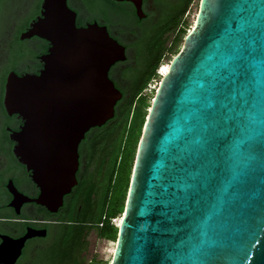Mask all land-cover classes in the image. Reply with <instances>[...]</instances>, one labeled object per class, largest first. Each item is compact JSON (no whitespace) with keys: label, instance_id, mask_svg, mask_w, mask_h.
<instances>
[{"label":"water","instance_id":"95a60500","mask_svg":"<svg viewBox=\"0 0 264 264\" xmlns=\"http://www.w3.org/2000/svg\"><path fill=\"white\" fill-rule=\"evenodd\" d=\"M110 1L132 3L138 19L146 17L143 0ZM244 2L260 6L256 42L264 50V0ZM213 4L214 0L200 1L194 28L156 91L110 264H139L137 248L145 235L143 229L156 223L150 210L153 185L165 162L163 149L174 134L180 109L188 98L187 88L197 72L209 67L204 63L208 55L231 34V29L224 32L226 20L212 19ZM76 18L68 0H43L40 16L21 40L37 37L50 44L47 54L40 58L44 68L39 74L20 75L12 71L6 78V113L23 120L21 129L10 136L15 143L13 153L40 190L37 198H29L10 183L8 189L19 204H12L17 215L23 204H35L52 215L64 207L65 197L78 185L81 141L92 129L115 118L117 103L122 98L109 78V71L116 63L127 60L125 46L110 36L106 27L96 23L78 28ZM216 229L224 233L217 238V245L230 249L218 264H264V159L255 185L247 194L233 196ZM46 236L47 230L33 228L20 238L0 235V264H17L29 240ZM162 259L147 257L152 264Z\"/></svg>","mask_w":264,"mask_h":264},{"label":"snow or ice","instance_id":"6c2138e0","mask_svg":"<svg viewBox=\"0 0 264 264\" xmlns=\"http://www.w3.org/2000/svg\"><path fill=\"white\" fill-rule=\"evenodd\" d=\"M258 5L214 0L212 19L226 20L218 44L187 88V100L153 185L156 223L143 229L139 264H218L229 247L216 224L236 194L255 185L264 159V50L256 42ZM215 217V219H214Z\"/></svg>","mask_w":264,"mask_h":264},{"label":"flooded vegetation","instance_id":"af4514ba","mask_svg":"<svg viewBox=\"0 0 264 264\" xmlns=\"http://www.w3.org/2000/svg\"><path fill=\"white\" fill-rule=\"evenodd\" d=\"M108 1L116 6L115 10H102V8L98 6L92 8L91 5L88 4L89 2L87 3L85 0H82L83 7L81 9L73 4V0H68V4L70 8L77 13L76 25L78 28H85L88 25L96 23L99 26L106 27L110 36L125 46L127 60L116 63L109 71V78L114 82L115 87L122 93V98L117 104H123L124 102L130 101L132 96V78L137 69L136 53L138 49L135 44L142 37L146 29H148L149 32L153 31L156 33V36H160L162 33L166 34L170 29L175 27L174 25L170 27L167 23H163V19L167 16L169 9L172 7L178 6L179 4L182 7L185 6L186 0H143L142 8L146 17L141 20L138 19L136 8L132 3ZM34 5L35 0H33V3L29 0L27 9L18 20L30 17ZM41 5L39 13L31 17L25 31L28 30L30 24L40 16ZM155 15H158L159 18L156 22L153 21ZM131 16L132 18H130ZM18 20L16 21L17 23ZM13 37L14 34L11 36L10 44ZM23 41L29 42L32 52L26 53V51H23L19 56L9 58V50V55L5 57L6 60L4 64L11 60L12 62L10 63H12V65L6 69L7 76L12 71L20 75L27 73L39 74L44 68V63L40 58L47 54L50 44L37 37ZM126 41H131L132 43L128 44ZM131 50H133L135 54L133 62L131 61ZM2 73L3 72L0 73V235L13 237L6 231L13 233H18V231H20L21 234L18 237H13L20 238L27 233L29 228L47 230V236L45 238H33L26 243L27 246L29 242L36 243L39 240L49 238L52 230H56L63 224L59 219L60 214L64 212L70 215L72 213L75 207L74 205H76V201L80 196L83 184L89 185L91 182L98 183L93 174H95V176L96 174L99 175V170H101L100 162L103 161L102 159L104 156V150L102 151V149H105L102 145V135H104V133L100 128H94L87 133L85 138L81 141L78 148L80 162L77 172L78 185L65 197L64 207L61 208L57 214L52 215L44 208L31 203L23 204L20 208V215H17L16 208L13 207L12 204H19L17 201L14 202L15 196L8 189L10 183H13L20 194L28 196L29 198H37L40 194V190L33 183L30 172L18 162L13 153L15 143L10 139V136L12 132L21 129L23 120L17 115L9 116L6 113L4 108L6 80L4 82V76L1 75ZM91 152L96 154L92 160H90ZM91 162L96 165L95 173H90L93 166ZM78 209H81L80 205ZM25 248L23 250V255Z\"/></svg>","mask_w":264,"mask_h":264},{"label":"trees","instance_id":"16d2710c","mask_svg":"<svg viewBox=\"0 0 264 264\" xmlns=\"http://www.w3.org/2000/svg\"><path fill=\"white\" fill-rule=\"evenodd\" d=\"M85 2H89L88 4L92 8L98 6L102 10L116 9V6L108 0H85ZM191 2L192 0H186L185 6L182 7L179 4L169 9L163 23L177 27ZM168 42L169 39L165 37V34L156 36V33L146 29L135 44L138 49L136 53L137 69L132 78L130 101L117 104L115 118L100 128L104 133L102 145L105 148L110 143L107 137L114 136L113 130L118 123H121L120 126L123 129L114 166L108 178L107 189L102 194L99 193L97 182H91L89 185L83 184L72 213L70 215L64 212L60 214L59 219L63 224L56 229V239L50 247L41 250L35 264H82L79 256L85 250V238L92 230L97 231L98 240L102 243L117 241L118 227L112 224V220L117 218L118 214H124L135 159L147 120L144 113L143 92L147 89L149 81L159 76L158 71L161 63L166 53L171 50L167 49ZM174 47H176L175 44ZM18 51L22 54L23 47L18 48ZM167 70L164 71V74L167 73ZM6 77L7 75L4 76V82ZM126 133H128L127 137ZM135 134L136 136H134ZM95 155L94 152H91L90 160ZM118 183L121 184L122 190L119 197L116 198ZM79 205L81 209H78ZM86 264L102 263L97 257H93Z\"/></svg>","mask_w":264,"mask_h":264},{"label":"rangeland","instance_id":"374dc122","mask_svg":"<svg viewBox=\"0 0 264 264\" xmlns=\"http://www.w3.org/2000/svg\"><path fill=\"white\" fill-rule=\"evenodd\" d=\"M201 0H192L187 8L180 24L177 27H173L170 29L169 32L165 34V37L169 39L167 49L169 52L166 53L161 66L159 74L164 76V71L167 70L170 66V63L173 59L178 55L181 51L185 38L189 34V32L193 29L196 17L199 11ZM33 3V0H31ZM43 0H35V5L33 11L30 13V17L26 19H19L22 16V13L25 12L27 9L29 0H0V73L3 72L1 75H6V69L12 65L11 60L4 64L5 57L9 55V58L19 56L18 48L23 47L26 53H31V48L29 42L22 41L21 36L24 33L26 27L28 26L31 17L37 15L39 13L40 5L42 4ZM38 4V6H37ZM73 4L76 5L77 8L83 7L82 0H73ZM158 15L153 17V21H158ZM18 20V23L16 22ZM171 25L170 27H172ZM169 27V28H170ZM14 34L13 40L11 44L9 43L11 40V36ZM128 44L132 43L131 41H126ZM10 44V48H9ZM174 44L176 47H174ZM172 47V48H171ZM131 61L133 62L134 59V52L133 50L130 51ZM4 66V67H3ZM3 68V69H2ZM168 71V70H167ZM158 76L155 79L149 81L147 85V89L143 92V97L145 98V106H144V113L145 116L148 118L149 112L151 110L154 98L156 96V91L162 81V76ZM121 123H118L117 127L113 130L114 136L108 138V145L104 150L103 161H101V169L99 170V175L93 174L96 181H98L99 185V193H102L107 189L108 186V178L111 174V170L113 168L115 155L117 153V149L119 146V142L121 139V133L123 131L122 127L120 126ZM126 137L128 133L125 134ZM136 136V134L134 135ZM141 140V139H140ZM96 165L93 164L90 173H95ZM121 184L118 183L116 188V198L119 197L121 194ZM127 198V197H126ZM124 214H118L117 218H123ZM5 232V231H4ZM11 234L13 237H18L21 232L13 233L10 231H6ZM56 230H52L51 236L47 239L39 240V242L33 243L29 242L25 248L24 255L19 259L17 264H35L38 260V256H40V252L42 249L50 247L55 239H56ZM116 246V242H100L97 237V231L92 230L89 234H87L85 238V250L80 254L79 260L82 264H86L87 261L92 259L93 257H97L102 264H110L113 257V252Z\"/></svg>","mask_w":264,"mask_h":264},{"label":"built area","instance_id":"2783aa9c","mask_svg":"<svg viewBox=\"0 0 264 264\" xmlns=\"http://www.w3.org/2000/svg\"><path fill=\"white\" fill-rule=\"evenodd\" d=\"M160 72V71H159ZM160 76H162V75H160ZM163 77V76H162ZM112 224L114 225V226H116V227H119V225H120V219H118V218H114L113 220H112Z\"/></svg>","mask_w":264,"mask_h":264},{"label":"bare ground","instance_id":"6f19581e","mask_svg":"<svg viewBox=\"0 0 264 264\" xmlns=\"http://www.w3.org/2000/svg\"><path fill=\"white\" fill-rule=\"evenodd\" d=\"M193 28H194V27H193ZM168 70H169V68H168ZM167 73H168V71H167ZM167 73H166V74H167ZM166 74H165V75H166ZM165 75H164V76H165ZM164 76H163V77H164ZM121 221H122V220L120 219V223H121ZM115 247H116V246H115ZM114 252H115V250H114Z\"/></svg>","mask_w":264,"mask_h":264},{"label":"clouds","instance_id":"9594fccd","mask_svg":"<svg viewBox=\"0 0 264 264\" xmlns=\"http://www.w3.org/2000/svg\"><path fill=\"white\" fill-rule=\"evenodd\" d=\"M159 71H160V69H159ZM159 71H158V75H160V74H159Z\"/></svg>","mask_w":264,"mask_h":264}]
</instances>
